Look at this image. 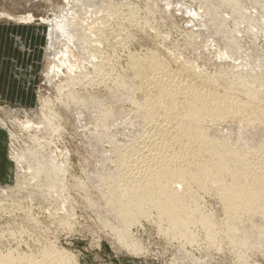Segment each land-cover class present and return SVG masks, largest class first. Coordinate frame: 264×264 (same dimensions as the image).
Returning <instances> with one entry per match:
<instances>
[{"label":"bare ground","instance_id":"bare-ground-1","mask_svg":"<svg viewBox=\"0 0 264 264\" xmlns=\"http://www.w3.org/2000/svg\"><path fill=\"white\" fill-rule=\"evenodd\" d=\"M96 1L61 0V3H52L51 7L56 13L51 19L42 20L47 28L45 47L42 49L43 60L47 63L45 80L53 84L59 93L58 109L71 115V125L78 128L77 125H83V121L91 123L101 137L95 138L96 141L104 139L109 145H114L116 141L113 139L120 131L117 129L113 133L111 126L119 121L122 123L127 116L124 105L130 104L134 108L129 126H124L122 136L119 135L124 136L128 147L122 150L115 148L111 152L112 156L123 161L119 168H123L124 172H111L112 176L106 182L104 205L89 202L91 209H105L108 206L120 225L129 223L135 215L148 217V211L154 209L158 213V220L163 219L161 221L168 224L167 236L185 238L190 246L196 242L190 225L202 224L204 242L212 241L220 230L224 231L230 253L237 256V264H250L247 251L250 246L264 255V103H261L264 76L258 79H231L228 72H222L217 77L199 78L188 66L172 70L163 60L155 58L151 51L143 57L128 54V62L121 65V55L118 57L117 52L125 49L124 37L130 31H123L120 25L125 23L121 24L120 21L128 22L129 28L141 24L142 18L138 17L140 10L132 11L131 14V10L128 11L126 5H122L124 0L118 5L115 3V6L113 3L110 5L109 0L110 4L106 1L115 13V18L112 17L116 25L113 26L112 22V25L107 24L110 23L109 16L102 15L101 9L105 2L102 1L101 5L97 3L99 0ZM156 2L152 0V7L147 8L150 15L154 9L162 11L166 17H172L173 12L182 13L187 16L189 31H195L197 37L201 36L205 24L209 26L213 32L212 42L219 43L224 49L229 47L223 56H233L236 53L234 50L241 48L247 38L251 44L257 42V33H253L255 30L252 32L250 29L249 33L238 38L235 35L237 31L229 26L228 19L222 17V14H227L231 16V23L236 21L237 12L242 10L238 7L239 0H190L198 2L199 8L210 2L213 9L221 14L220 21L217 20L219 25H214L215 21L203 13H196L193 10L194 3L189 1L187 4L191 8L181 11L175 10L171 0H162L160 5L155 6ZM93 3L101 5L100 13L96 11L100 15L95 21H100L101 16L107 17L106 25L117 26V30L109 28V32L95 23L89 8L85 7V11H81L84 6L90 7ZM113 12L108 11V14ZM0 15L15 22L17 27L33 23L30 14L24 17L8 13ZM147 22L143 23L151 27ZM232 25L236 26V23ZM220 30L224 31L221 33ZM229 40L235 44V48L232 49ZM254 46L250 45V48ZM250 54L244 53L239 59L246 61L245 58H251ZM218 78L227 79V84L223 91L217 92L216 87L222 81ZM252 80H257L258 90L251 88ZM94 83L111 86L100 92H92L90 87ZM254 96L256 102L251 101ZM39 101L45 104L43 97ZM43 105L40 112L22 109L24 117L19 121V128L28 132L27 143L30 145H26V151L15 148L13 143L9 145L5 176L13 182V186L2 187L0 183L1 198L11 194L16 201L13 203L14 208L25 217L21 220L25 219L29 223L36 221L32 218L33 210L40 209V212L43 209L46 212L49 211L48 206L59 210L63 205L60 196L64 193L57 195L54 188L66 186L64 160H60L63 162L61 164L58 156H54L50 163L43 159L49 156V149L46 147L45 135L40 140L41 130L47 132L54 126L46 116L47 112H44L53 109ZM0 110H5V114L10 116L8 118L13 116L18 120L19 113L10 107ZM87 110L89 112L85 113ZM142 144L144 147L139 148ZM91 152L96 158L102 156L103 161L107 158L100 146L92 148ZM90 159L95 160L93 157ZM29 172L40 174L37 178L42 179V188H39V182L34 181L36 175L28 179L24 177ZM89 173L86 171V179ZM74 185L78 186L77 183ZM198 194L212 195L222 218L216 216L215 212L203 216L196 201ZM22 200H28V205L22 204ZM15 209L7 211L1 205L0 214H13ZM221 220L225 221V225ZM13 236L10 234L5 238L0 234V264H77L72 255L57 248L56 241L48 240L41 246L37 239L33 240L31 246L30 241L26 243L21 238V241H17ZM117 239L127 245L123 247L128 252L140 253L142 250L137 245H131L127 229H119ZM258 244L262 246L257 247ZM40 247L42 249L38 254L29 253ZM202 252L200 250L197 255L186 253L183 264H207Z\"/></svg>","mask_w":264,"mask_h":264},{"label":"rangeland","instance_id":"rangeland-1","mask_svg":"<svg viewBox=\"0 0 264 264\" xmlns=\"http://www.w3.org/2000/svg\"><path fill=\"white\" fill-rule=\"evenodd\" d=\"M60 1L61 0H0V14L8 13L16 17H24L28 14L33 16V23H26V25L21 26L24 27L26 32V35L21 36L22 42H24L25 45V51L19 56L20 49H18V47L14 48L12 45L16 30L9 32L11 38L7 31L8 29H15L13 27L15 26V22L9 21L5 17L1 18L2 16L0 15V58H10L7 59L10 60V65L12 62H16L15 67L17 68H15V70H8V74L10 75L9 78L5 77L6 74L4 76L5 79L3 75H1V83L4 85L9 84L11 93H13L12 91L14 88L18 91L20 90L21 93L18 98H10V95L7 96V90L2 91V88L0 89V109L10 107L13 111L19 113L17 120L13 118V116L8 118L10 116L5 114L6 111L0 110V143L2 142V147L0 146V158H2V162H5L3 172L0 166L1 186H13V182L8 181L5 176L7 171L6 168H8L9 163V145L13 143L15 148L22 151H26V145H30L27 143L28 132L19 128V121L23 120L24 117L22 115V109L42 111L40 107H42L43 104H40V97H43L45 100L44 107L48 105L50 109H53L44 110V112H47L46 116L50 118L54 124L47 132L41 130L40 140L43 135H45L46 147L49 149V156L43 159L46 163H50L54 156H58L59 161L62 159L64 160V165L66 167V175L64 178L66 182L65 188H54L57 195L64 193L60 196V201L62 200L63 202V208L59 207L60 209H56V211L52 209V206H48L49 204H44V206H48L49 211L44 212L45 210L43 211V209L40 212V209H36V211L33 210L34 215L32 218L36 220L35 222L31 221L29 223L25 219L21 220L25 217L19 215V212L14 208L13 203L16 201H14L11 194L4 199L1 198L3 196L0 195V199H2L0 200V206H5L7 211L15 209L13 214H6L7 216L0 214L1 236L4 235V237L7 238L6 236L12 234L14 235L12 238L17 241H21V239H24L26 243L30 241L31 246H33V240L37 239L40 240L41 246H43L45 241H56L57 248L72 255L77 264H183L182 259L185 257L184 255L186 253L192 252L194 255H197L200 250L204 251L202 254L207 264H237V256L230 253V248L227 245L228 241L224 238V234H226L224 231L220 230L212 241L205 240L204 242L203 235L205 232L202 227H200L202 224H197V226L188 225L190 231L192 228L191 233L196 241L190 246L185 238L175 239L167 236L166 230L168 224L166 221H161L163 219L158 220V213L156 214L154 209L148 211L150 213L148 217L135 215L129 223H122L121 225L117 222L114 212L108 206L105 209H91L89 202H97L99 206L104 205V196L107 190L106 182L110 180V176H112L111 172H124L123 168H119V165L122 164L123 161L118 157L112 156L111 152L115 148L122 150V148L129 145V143L127 144L124 140V136L121 137V131L122 128L125 129V127L129 126L134 108L130 104L124 105V111L127 116L124 117L122 123L125 125L119 121L116 122L115 125H112L113 127L111 126L110 130L113 133H116L118 129V131H120V134H118L121 135L119 136L116 134V137L113 139L114 142L116 141L114 145H109L104 139L96 141L95 138L101 139V137H99L100 135L98 136L91 123L89 124L83 121L81 123L83 125H77V127L79 126L78 128L74 127L71 125V115L69 113H63L62 110L58 109L59 98L57 97L59 93L55 90L53 84L52 86L51 83L45 80L44 72L47 69V63L43 60L42 49L45 47L44 36L47 28L45 27L46 24L42 23V20L52 18V15L56 12L55 9L51 7V4L53 3V5H55L61 3ZM102 1L105 2L103 5L104 7L108 6L107 4L110 3V5L113 3L115 6V3L119 4V2L123 0H109L110 3L108 0H99L97 3L102 5ZM171 1L175 4V10L178 9V11L191 8L190 5L187 4V1H189V3H194L193 10L196 13H203L208 19H213L215 21L213 23L214 25H219L217 20L220 21L221 14L213 9L214 6L211 5L210 2H207L202 8H199L197 5L198 2H190V0ZM161 2L162 0H157L154 4L155 6L160 5ZM122 3H124L122 5H126L128 11L131 10V12H129L131 14L133 13L132 11L140 10L138 17L142 18V20H140L142 22L137 26L135 25L129 28L128 22L120 21V23H125H121L122 25H120V27L123 26V31L124 29L130 31L124 37L125 49L121 52H117L118 57L121 55V65L128 62V54L143 57L147 52L151 51V54L155 58L163 60L166 66L172 70H180L188 66L196 72L199 78H204L206 76L217 77L221 75L222 72H228L231 79L242 77L258 79L264 76V2H261V0H255V2L254 0H239L238 4L240 6L238 7L242 8V10L237 12L236 21H232V23H236V26L232 25L230 15L222 14L223 18L226 17V20L228 19L229 26L234 31H237L235 35L238 38L243 37L245 33H249L250 29H252V32L255 30L253 33H257V42L255 44H251L247 38L245 42H243L242 47L235 49L234 51L236 53L229 57L223 56V52H226L229 47L224 49L219 43L212 42L213 32L206 24L201 29V36L197 37L194 33L195 31H189V23L188 19H186L187 16L182 13L173 12L172 17H166L163 15L162 11L154 9V12L150 15L147 8L152 7V0H124ZM93 4H90L92 5L90 7L88 5L84 6L81 11L84 12L85 7L86 9L89 8L91 14L93 13L91 15L93 18L92 20L95 21L98 20L97 18L100 15L99 8H101V5ZM103 7L101 9L103 11L102 15L106 14L105 16H109L108 19L111 21H109L107 17L101 16L100 21H95V23H99V26L101 25L104 30L106 29L109 32L111 30L109 28L117 30V26H115L117 29L113 27L116 25L114 24L115 16L113 15H115V13L113 12V8L108 6L107 8L104 7L105 10H103ZM128 7H130V9ZM160 7L161 6H159V8ZM96 11L99 13H96ZM108 11L114 14H108ZM127 13L128 12H126V14ZM110 17L112 18L110 19ZM143 19L149 20H147V22L146 20L143 21ZM107 20L110 23H107ZM111 22L113 26H111ZM143 22H147L151 27ZM106 23L111 24L109 25L111 27L106 25ZM142 25H144L143 28ZM106 26H108V29ZM223 31L224 30H220L221 33ZM224 37L226 38V36ZM229 44L232 49L235 48V44L231 40H229ZM250 45L255 46L250 48ZM244 53H251L249 55L251 58H245L248 62L247 65H244L246 61L242 62V60L239 59L241 55L243 57ZM217 80L222 81L219 82L220 85L218 88L216 87V91H223L227 84V79L218 78ZM251 82H253L251 88L258 90L257 80H252ZM109 86H111V84L105 86L104 84L98 85L96 83L90 87V90L92 92H100ZM251 101L256 102V96L252 97ZM261 103H264V95L261 99ZM87 112H89V110L85 113ZM1 123L5 126H2ZM119 124H122L123 127L119 126ZM99 146L104 156H107L105 161L101 159L102 156L96 158L91 155V149L99 148ZM142 146L144 147L143 144L139 145V148ZM90 157L95 158V160L92 161ZM59 163L62 164L63 162L60 161ZM86 171H90L87 179L85 176ZM33 175H36L34 181L39 182L38 186L42 188L44 183L40 177L37 178V176L40 175L39 173L30 174L29 172L26 173L24 177L28 179ZM74 183H77L79 187L75 185V187H73ZM196 201L200 206V213L203 216H206L208 212H215L216 216L222 218L221 210L216 206V199H214L212 195L198 194ZM22 204L28 205V200H22ZM102 211H104V213H101ZM221 223L225 225V221L221 220ZM121 228L127 229V233L131 239V245L134 247L137 245L141 248L142 250L140 253L128 252L126 248H124L127 245L122 243V241H118L117 233ZM261 246V244L257 245V247ZM41 249V247L40 249H33L29 253L35 255L38 254ZM252 249L253 247L250 246V250L246 248H242L241 250L249 251L250 264H264V255L258 250Z\"/></svg>","mask_w":264,"mask_h":264},{"label":"crops","instance_id":"crops-1","mask_svg":"<svg viewBox=\"0 0 264 264\" xmlns=\"http://www.w3.org/2000/svg\"><path fill=\"white\" fill-rule=\"evenodd\" d=\"M15 29H13V30H11V29H8L7 31H8V35H10V38H11V34L9 33V32H12V31H14V30H16V32H15V36H14V38H13V42H12V45H13V47L15 48V47H18V49H20V52H19V56H21L22 54H23V52H24V50H25V45H24V42H22V37L21 36H23V35H26V32H25V29H24V27H17V26H13ZM23 33H25V34H23ZM37 33H38V30H37ZM13 36V35H12ZM11 43V42H10ZM1 59V58H0ZM7 59H10V58H4V59H1L0 60V89L2 90V91H4V90H7V96L8 95H10V98H15V97H17L18 98V96L21 94L20 93V90L18 91L17 89H15L14 88V90L12 91L13 93H11L10 92V85L8 84V85H4V84H2L1 83V81H2V79H1V75H3V77L5 76V74H6V76L5 77H7V78H9V74H8V70H10V69H14L15 70V66H16V62H12L11 63V65H10V60H7ZM14 67V68H13ZM17 69V68H16ZM5 77H4V79H5ZM4 81V80H3ZM18 84V83H17ZM17 88V87H16ZM19 88V87H18ZM14 94H15V96H14ZM17 95V96H16ZM2 143V142H1ZM0 143V146L2 147V144ZM0 160H1V164H0V166H1V170H2V172H3V167H4V161L2 162V158H0ZM7 169V168H6ZM5 172V171H4ZM2 175V174H1Z\"/></svg>","mask_w":264,"mask_h":264}]
</instances>
